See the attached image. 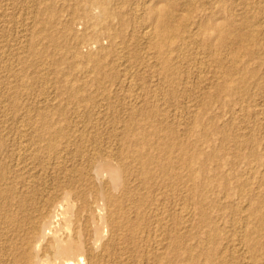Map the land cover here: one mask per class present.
<instances>
[{"label":"rangeland","instance_id":"obj_1","mask_svg":"<svg viewBox=\"0 0 264 264\" xmlns=\"http://www.w3.org/2000/svg\"><path fill=\"white\" fill-rule=\"evenodd\" d=\"M163 26L179 28L169 35L167 59L147 35ZM222 26L226 42L220 45L212 27ZM263 92L264 0H0V171L6 169L0 189H36L54 202L69 195L74 210L68 215L86 229L102 204L96 171L116 164L123 182L114 195L122 200L102 264H155V222L164 215L172 222L173 208L198 191L185 190L188 172L177 162L178 176L166 180L136 151L162 162L159 140L188 145L199 155L195 179L214 184L212 192L222 197L230 183L226 201L236 207L242 200L236 208L250 213L253 198L264 199ZM138 124L157 137L137 145L131 128ZM231 215L221 221L226 230Z\"/></svg>","mask_w":264,"mask_h":264},{"label":"bare ground","instance_id":"obj_2","mask_svg":"<svg viewBox=\"0 0 264 264\" xmlns=\"http://www.w3.org/2000/svg\"><path fill=\"white\" fill-rule=\"evenodd\" d=\"M159 11H160V9H159ZM212 28H213L212 29L213 31L218 32V34H217L218 43L220 45L224 44L226 42V39L224 36L226 28L224 26L215 27V28L212 27ZM178 30H179V28H176V27L171 28L170 26H163L160 28L159 32H158V30H156V32H153L152 30H149L147 32L149 40L155 44L156 48L160 51V53L162 54L164 59H167L166 56L168 55L169 45L173 44L172 39L170 38L171 36H169V35H171L174 32H177ZM208 30H210V29H208ZM207 31H204V33H206ZM189 38H191V37H189ZM165 39L170 41V43L167 44V42H165L166 41ZM255 44H256V42H255ZM180 49H181V47H180ZM200 63H201V61H200ZM98 65L99 64H97V66ZM104 68L106 69V67H103V69ZM153 68H154V66H153ZM201 68H202V66H201ZM103 69H101V70H103ZM107 69H111V68H107ZM93 70H95L94 67H93ZM98 71L99 72H96L97 74L103 75V71H100V70H98ZM111 72H112V70H111ZM165 72H167V71L165 70ZM120 73H122V72H120ZM104 74H106V73H104ZM134 74L136 75V73H134ZM134 74H132V75H134ZM141 76L144 77L145 75H143V73H141ZM126 77H128V76H126ZM253 77L255 78V76H253ZM160 78H161V76H160ZM164 78H166V77H164ZM103 79H104V77H103ZM98 80H100V79L98 78ZM117 80H119V79H117ZM73 81L74 80H72V82ZM79 81L80 80H78L77 83ZM103 81L105 82V80H103ZM106 81H107V79H106ZM250 81H251V79H250ZM99 82L97 81V83H99ZM111 82H113V81H111ZM123 82H124V80H123ZM242 82H244V81H242ZM72 84H75V82ZM87 84H91V83H87ZM105 84H106V82H105ZM99 85H100V83H99ZM101 85H103V84H101ZM173 85H172V87H173ZM78 86H77V88H78ZM84 86H85V84H84ZM82 88H83V86H82ZM82 88L79 87L78 90H80ZM101 88L102 87H100V89ZM68 91H70V90L68 89ZM81 91H86V90H81ZM14 93H16V92L14 91ZM20 93H22V92H20ZM70 93H69V95H70ZM94 93H96V92H94ZM134 93H135V91H134ZM72 95H74V94H72ZM89 95H91V94H89ZM107 96H109V95H107ZM70 97H74V96H69V98ZM125 97H128V96H125ZM125 97H124V99H125ZM16 99L17 98H15V102H16ZM130 99H131V97H130ZM10 100H12V98ZM76 100H78V99L76 98ZM85 101H87V100H85ZM15 102H13V103H15ZM13 103H10V104H13ZM84 103L86 104L87 102H84ZM98 103H97V105H98ZM130 103H133V102L130 101ZM40 105H41V103H40ZM137 105H138V102H137ZM156 106H157V104H156ZM51 107H53V106H51ZM129 107H130V105H129ZM132 109H133V105H132ZM133 111H134V109H133ZM135 112H134V114H135ZM133 130H135V132H136L135 135L137 137H140V138H138L137 143H136L139 146H141L142 143H144L146 141L152 140V138L157 135L156 131L154 129H152L153 132H151L149 130H146L144 127H141L139 124L137 126H135L134 129L131 128V131H133ZM162 132H163V130H162ZM205 134L207 135V133H205ZM203 137H205V135ZM201 138H202V136H201ZM174 141L175 140H172L170 137H165L156 143L157 144L156 146L159 147L162 150V152L165 154L162 162H158L155 158H153L150 155L143 154L141 152V150L136 151V157L139 159V161H141V163H146V166H148V167H151V165L156 164L157 165L156 168L162 174V176L165 177L166 180L172 181L174 178H176L178 176V172L176 173L174 171L173 164H172L173 161L177 162L179 164V166L186 169L188 172V178L186 179V177H185L186 181L185 182L183 181L185 190L190 192L194 187L198 191V195L195 198H193L192 196H191L192 198H190L189 196L186 198V196H185L182 204L177 202L178 205L175 206V209L173 208L175 215L172 217V222L168 223L166 221V218L164 217L165 216L164 214H163L164 216L159 217L157 219V221L155 222L156 228H155V231L153 233L154 234L153 237L155 238L154 244H155V251H156V257H155V261H154L155 264H264V199L263 198H255L256 197L255 196L254 197L255 199L253 198V200H255L256 207L255 206L254 207L251 206V207L256 208V209L250 213L246 210L242 211V209H240V208L237 209L238 204H240L239 202L242 200H240V201L238 200L239 201L238 204L235 205L237 208L233 207L232 206V204H234L233 200H232V204H231V200H230V202L226 201L228 199L227 197L230 196V193H228V191H227L230 183L224 184L225 190H226V191L224 190L226 192L225 195L228 194L229 196L222 197L221 194L220 195L218 193L214 194L212 192V188L214 187V184L209 183L208 181H205L203 178H199L197 180L195 179V175H196L195 174L196 173L195 167L198 164L199 155L197 153L191 154L190 147L188 145L177 144ZM0 144H1V142H0ZM49 144H50V142H49ZM133 144H135V143H133ZM51 145H53V144H51ZM24 146H26V145H24ZM47 149H49V146ZM200 149H201V147H200ZM25 150H27V149H25ZM24 153H26V152H24ZM24 153H23V155H25ZM27 156H28V154H27ZM100 159H102V158H100ZM97 165H95V166H97ZM104 165H106L104 167V169H103V165H101L102 168L100 169V167H101L100 164H99L100 167L97 166L99 168V170L96 168L97 169L96 176L99 178L101 186L104 187L103 193L101 196L102 197V204L98 203L100 205V206L98 205L99 209H100V214L98 216L99 218H97V216L95 215L93 218L94 220L92 221L93 225L91 227L89 225L86 226V229H84L83 228L84 226L82 227V225H80L77 228V226L75 224H76V222L79 223L80 219L77 220V218L75 217V222H74L73 213H71L70 216L68 215V212L74 210L73 206H71L69 204L70 203L69 202L70 197L68 194H66L68 196L67 197L65 196L66 198L62 202H54L50 199V195H47L48 197L47 196L40 197V193L36 189H32L31 191H27V192H25V190H23V189L19 191V190L15 189L16 187L15 188L12 186L9 187L10 184L6 188H1L0 189V264H102L103 257L109 256V251H110V249L108 247V244L110 241L109 234H110V231L112 228L111 225L113 222H115L113 220V215L117 213V207H118V205H120L121 200H122V197L120 195L119 196L114 195V190L119 189V187L121 186V182H123L122 181L123 172L121 169L122 167H120L116 164H110L109 165V164L105 163ZM21 167H20V169H21ZM177 169H178V167H177ZM4 170H6V169H4ZM4 170L0 171V176L2 178L6 177V171H4ZM15 171L16 170H14V172ZM146 175H148V173ZM107 176L109 177V180L111 183L105 181V177H107ZM9 180H10V178H9ZM8 182H10V181H8ZM236 186H237V183H236ZM0 187H1V185H0ZM246 187H247V185H246ZM246 187L243 186L242 188H239L240 191L238 193V195H239L238 197H241V199L243 197L247 196V195H245V191H244V190H246ZM215 188H216V186H215ZM248 191H250V190H248ZM180 194H178V196H180ZM249 198H248V200H249ZM176 201H179V200H176ZM65 203H68V207H65ZM173 203H174V201H173ZM242 204H244V203H242ZM246 204H248V203H246ZM248 206H247V209H248ZM110 207H113L115 209V213H112V212L109 213ZM259 208H261V210ZM262 208H263V210H262ZM147 209H150V208H147ZM236 210H238V212ZM235 212H237V214H241V216L239 215L241 218L235 219L233 217L234 215L236 216ZM91 213H94V212L92 211ZM226 214H228L229 217L232 214L231 218L233 217V219L230 220L231 223L228 222L229 223L228 228H230V229L227 228V230L224 229L223 227H221V221L223 220V218ZM75 215H77V214H75ZM167 216L168 215L166 214V217ZM91 217H93V216H91ZM156 218H157V216H156ZM224 221H225V219H224ZM84 225H85V223H84ZM237 226H240V229H238L239 230L238 232L240 233V235L237 234V229H236ZM235 229H236V231H235ZM233 231H235V232H233ZM118 233H119V231H118ZM146 260H148V259H146ZM146 264H148V261Z\"/></svg>","mask_w":264,"mask_h":264}]
</instances>
